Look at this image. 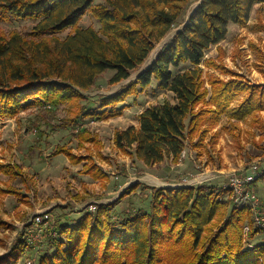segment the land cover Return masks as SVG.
<instances>
[{"label":"trees","instance_id":"trees-1","mask_svg":"<svg viewBox=\"0 0 264 264\" xmlns=\"http://www.w3.org/2000/svg\"><path fill=\"white\" fill-rule=\"evenodd\" d=\"M199 1L186 17L191 0H0V21L31 20L35 37H54L70 29L62 40L26 39L15 32L0 37V120L16 118L30 107L56 110L69 104L76 108L74 126L85 118L106 121L121 116L126 107L120 104L156 81L176 103L144 109L137 127L115 132L114 145L121 152L131 150L146 166L165 159L178 164L185 142L197 138L201 147L222 115L241 120L264 111V86L244 82L221 60L205 59V52L224 40L228 24L245 25L253 6L264 0ZM86 13L97 29L79 26ZM173 28V37L134 82L102 98L97 109L79 104L85 100L81 92L103 73L114 72L110 84L129 79ZM183 64L189 68L174 72ZM201 65L228 78H205ZM240 96L242 102L232 108ZM85 143L95 145L92 138L81 136L79 144ZM60 154L73 165L83 163L82 174L95 182L108 179L90 153L77 156L61 146L53 156ZM21 174L16 166L0 163V175L13 179ZM227 192L205 185L156 190L150 214L136 212L118 222L112 215L116 203L99 205L73 226L59 224L64 243H56L37 264H264V243L244 247L245 239L258 233L249 210L233 204L226 213L222 199ZM6 195L18 198L20 193L0 185V197ZM246 222L250 231L244 236ZM2 226L9 228L0 220ZM27 248L22 236L0 264H18Z\"/></svg>","mask_w":264,"mask_h":264},{"label":"rangeland","instance_id":"rangeland-1","mask_svg":"<svg viewBox=\"0 0 264 264\" xmlns=\"http://www.w3.org/2000/svg\"><path fill=\"white\" fill-rule=\"evenodd\" d=\"M94 3H103V0H94ZM199 3L191 0L186 17ZM34 25L35 22L31 20L0 21V37H8L15 32L26 39L49 41L52 38L62 40L70 32L67 29L56 33L54 37H35L32 33ZM262 25L264 3L253 6L245 25L229 23L224 40L210 47L205 52V59L221 60L244 82L264 86ZM79 26L98 28L90 13L81 18ZM175 30L155 46L129 79L110 84L109 79L114 72L107 71L90 89L81 92L85 100L79 104L84 105L85 110L97 109L102 98L125 89L155 59ZM187 68L189 65L183 64L174 72H182ZM201 68L205 78L209 75L228 78L204 65ZM206 87L209 89L207 84ZM241 97L234 101L232 108L242 102ZM165 101L176 103L172 93L161 90L156 81H152L149 87L120 104L126 108L112 122L85 118L74 126L71 120L76 108L69 104L59 105L56 110H51L49 105L30 107L16 118L0 120V163L14 165L22 173V177L13 179L0 175L3 188L20 193L18 198L12 195L0 197V220L9 226L0 227V259L9 253L19 238H25L26 230L37 215L47 217L48 224L44 227L43 237L23 251L18 264H37L41 256L54 251L56 243H64V237L58 235L59 224L73 226L84 213L95 212L99 205L116 203L112 215L117 222L136 212L150 214L156 190L205 185L223 191L227 189L232 176L244 175L253 164L264 162V111L251 113L241 120L230 118L229 114L222 115L206 135L201 147L196 145L197 138L185 142L181 160L176 165L170 159H165L156 165L146 166L135 158L131 150L126 154L115 147L116 131L137 126L138 115L144 109ZM81 136L92 138L95 145L79 144ZM61 146L77 156L90 153L93 162L107 173L108 179L104 183L95 182L79 172L80 165H70L63 154L53 156L55 148ZM135 184L139 186L127 191ZM253 190L264 211V177L255 183ZM124 193L127 194L118 201ZM222 201L226 213H229L234 203L228 192ZM92 206L95 207L94 211H90ZM263 243L264 237L259 233L253 238L247 237L244 247L248 249Z\"/></svg>","mask_w":264,"mask_h":264},{"label":"built area","instance_id":"built-area-1","mask_svg":"<svg viewBox=\"0 0 264 264\" xmlns=\"http://www.w3.org/2000/svg\"><path fill=\"white\" fill-rule=\"evenodd\" d=\"M264 174V162L253 164L249 171L244 175H235L229 179L227 189L234 205L245 206L251 215L252 226L257 229V234L264 237V211L260 206L259 199L254 192L252 184ZM252 187V188H251ZM95 207H90L94 211ZM48 224L47 217L37 215L33 218L26 230L25 241L28 246H33L39 237H43L44 227ZM250 231V226L246 224L243 227L244 236ZM256 234V235H257ZM55 236V234H54ZM41 242V241H39ZM31 264V263H28Z\"/></svg>","mask_w":264,"mask_h":264},{"label":"crops","instance_id":"crops-1","mask_svg":"<svg viewBox=\"0 0 264 264\" xmlns=\"http://www.w3.org/2000/svg\"><path fill=\"white\" fill-rule=\"evenodd\" d=\"M174 32H175V31H174ZM173 35H174V33L172 34L171 38L173 37ZM171 38H170V39H171ZM109 122H112V119H109ZM137 126H138V123H137ZM137 126H135V127H137ZM124 129H125V128H124ZM121 130H122V129H121ZM84 145H85V144H84ZM87 154H88V153H87ZM87 154H85V155H87ZM85 155H82V156H85ZM69 163H70V162H69ZM70 165H72V166H79V165H80V166H81V169H82V165H83V163H80V164H78V165H73V164L70 163ZM79 172L82 173L81 170H80ZM104 173L107 174L105 171H104ZM83 175H84V174H83ZM3 176H4V175H3ZM84 176L90 178V177L87 176V175H84Z\"/></svg>","mask_w":264,"mask_h":264}]
</instances>
